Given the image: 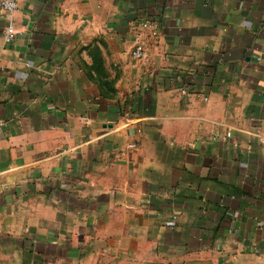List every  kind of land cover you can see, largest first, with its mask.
Returning <instances> with one entry per match:
<instances>
[{
  "label": "crops",
  "instance_id": "crops-1",
  "mask_svg": "<svg viewBox=\"0 0 264 264\" xmlns=\"http://www.w3.org/2000/svg\"><path fill=\"white\" fill-rule=\"evenodd\" d=\"M0 264H264V0L0 8Z\"/></svg>",
  "mask_w": 264,
  "mask_h": 264
},
{
  "label": "built area",
  "instance_id": "built-area-1",
  "mask_svg": "<svg viewBox=\"0 0 264 264\" xmlns=\"http://www.w3.org/2000/svg\"><path fill=\"white\" fill-rule=\"evenodd\" d=\"M0 8L7 14L12 15L18 9V0H0ZM147 25V24H146ZM18 34L17 28L14 23L10 22L6 26L5 40L6 42H12L15 40ZM133 55L136 58H143L145 51L142 45H137L133 51ZM185 92V90H183ZM229 135V134H228ZM230 136V135H229ZM134 147V145H131Z\"/></svg>",
  "mask_w": 264,
  "mask_h": 264
}]
</instances>
